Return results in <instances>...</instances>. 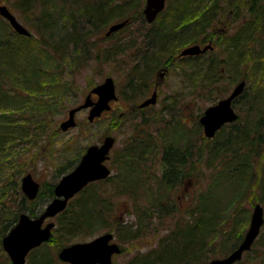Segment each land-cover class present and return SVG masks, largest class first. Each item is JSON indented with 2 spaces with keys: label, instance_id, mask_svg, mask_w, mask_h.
Returning a JSON list of instances; mask_svg holds the SVG:
<instances>
[{
  "label": "rangeland",
  "instance_id": "obj_1",
  "mask_svg": "<svg viewBox=\"0 0 264 264\" xmlns=\"http://www.w3.org/2000/svg\"><path fill=\"white\" fill-rule=\"evenodd\" d=\"M227 1H231L233 4H228ZM262 1H220L222 12L219 16L217 15L218 19L214 21L215 23L209 30L210 39L201 42L200 36L197 41L188 42L183 48L194 44H199L201 47L213 46V49L211 47L212 50L205 53L203 59L199 58L198 62L205 61L208 58V53L227 59L231 52L227 51L230 37L239 31L242 25L248 23L250 17L253 16L249 11H258ZM69 2L70 0H53V4L50 5H54V7L48 8V10H52L48 17H46L48 12L43 14V10H47L48 6H39L40 9L37 8L33 12L32 10L22 11L18 7L19 0H1L0 2L7 6L17 21L28 30L29 37H27L31 41L37 42L36 46L39 51H42L41 56L49 57L46 60L47 63L44 60L41 61V57L37 61L38 76L40 74L47 75V80L41 84L43 86L41 91H46L47 83L53 80H55L54 83H58V86L63 87L61 93L53 92L55 100L45 102V104L37 101L40 96L38 91L34 94L31 93V96H27L29 95L27 93L26 97L29 98L25 99L24 108L28 106L31 109H24L22 113L27 116L30 115L29 112H37L38 108L43 107L37 112L42 116L39 120L35 119V122L41 124V122L52 118L50 122H53L57 129L56 131L54 129L45 131L34 143L29 141V137L17 140V144L8 149V154L0 157V176L3 177L5 173L9 176L12 173L8 170L9 166L18 167L17 171L22 172L18 178L19 186L22 176L31 174L39 184L38 193H42V196L46 195L47 189L51 185H55L63 175L60 174V171L65 172L64 174L70 172L88 146L100 144L105 136L113 137L114 144L110 150V159L106 162V166L111 170L110 175L102 182L99 180L90 183L92 187L86 192L98 190V198L99 196L104 197L103 199L109 203L108 214L111 217L112 227L100 230L94 228L86 234L79 233L75 237L74 235L65 236L64 239L67 242H63L65 244L63 247L89 241L108 232L113 235V241L120 248V253L113 256V263L128 264L135 257L147 254L152 250H159L161 246L159 247L158 244H161L162 240L165 245L172 243L170 239L165 240L166 235H172L173 231L177 230V224L180 225L182 221L190 220L187 208L195 205L193 203L195 199L199 197V194L201 196L203 188L210 183V176L216 170L218 171L213 165L218 164L219 157L209 160V157L206 156L208 148L215 145L221 146L218 149L221 150L222 146L227 143L224 140L241 133L242 138L253 137L259 139L260 142L239 152L248 154L249 172H252V175H249L246 180L234 177L235 191L238 190L237 184L240 180L249 184L251 190L238 202L243 211L240 216L238 215V220L232 224L233 226L231 225L235 237L245 234L255 203H259L263 208L264 218V186H262L264 171L259 170V165L264 169V28L250 29V32L248 31L249 38L247 37L244 43L242 41L240 44L238 43L239 46H236L242 59L239 66L236 67L232 64L230 67H220L224 75L222 81L217 82L215 87L217 90L221 89L222 93L219 98H214L218 92L209 94L203 90L200 82L191 84L187 76L188 73H192L191 66L193 64L190 59L182 60L183 62L181 59L175 61L173 57H169L171 53L168 55L162 51L163 42L161 39L154 40L147 37L148 33L157 29L159 22L153 23L154 20L152 22L154 25L150 26L152 23L147 24L140 20L139 12L142 13L145 0L140 3L139 9L131 7L126 12H122L121 15L131 12L128 15L133 14L135 19L127 21L121 29L108 36L105 33L109 26L124 20L125 16H122V19H120L121 17L114 18L112 22H106L102 26L97 24V27L93 25L94 20L85 19L82 15L77 16L76 14L74 21H67L68 17L71 18L69 12L73 10L75 12L76 8V2L75 5L73 3L70 5ZM229 5H231L230 9H228ZM55 19H57V23ZM67 36L69 39L66 38ZM72 37L74 38L72 39ZM70 38L71 41H69ZM183 48H180L175 55L177 56ZM167 50L172 51V48ZM28 54L35 55L36 51L31 50ZM232 54L234 53L232 52ZM38 56L40 55L38 54ZM203 66L204 64L202 65L200 62L199 67ZM163 67L167 72L163 74V81L158 86V103L150 110L141 112L143 116L134 107L150 96L159 79L158 73ZM201 70L203 71V69ZM201 70L197 72L200 75L202 74ZM106 77H111L114 81L117 101L112 105L113 110L109 113L105 112L95 121L89 122L88 108L82 109L75 113V126L62 132L59 129V124L67 119L68 111L82 104L88 92L102 83ZM31 79L33 80L31 86L38 89L40 86L38 87L35 81L39 83V81H44L45 77L39 79L31 76ZM240 81L245 82L243 91L232 103L239 119L232 122L233 129L231 131L228 127L232 125L227 124L224 132L216 133L213 138H206L202 128L198 125V118L207 107L228 96ZM45 105H48L46 111ZM141 115L144 118L141 119ZM10 117L16 119L18 113L15 110L11 111ZM176 123L181 124L182 136H175L174 141L170 132L167 131L168 138L165 137L163 142L160 138L162 131L173 128ZM233 130H236L237 133ZM146 144L149 145L146 146ZM233 146H237V143ZM171 147L177 148L176 155L184 161V165L180 169L183 173L182 177H179L180 180L177 179V171L170 174V171L166 170V166L160 160V155L164 150H170L172 153ZM148 148L152 152L157 150L153 159L149 155ZM220 154L225 155L223 152ZM224 159L225 163L226 160L229 161L228 155L224 156ZM74 160L76 161L73 165ZM207 161L211 162L209 167L206 165ZM68 163H72L73 167L72 165L65 167L70 165ZM227 164L225 167V172L228 174L226 181L230 179V184H233L231 175L236 174V172L233 173V169L236 165L240 170L243 164L238 159L235 161L232 159V163ZM21 166H24V169H21ZM65 168L68 169L65 171ZM11 177L14 179L13 174ZM257 179L259 184H257ZM222 187L227 188V183L221 184L220 182L218 190L221 191ZM216 199L218 200V197ZM26 200L33 201L27 198ZM252 200L253 202H250ZM231 202L232 200L229 201L225 196L216 205L214 204L213 210L218 207L221 211L217 212L218 222L222 216L228 219L229 210L227 209ZM46 205L42 206V210ZM29 206L30 204L27 203V207ZM12 207L14 208V206ZM245 214L248 223L244 224L243 215ZM234 216L237 217L236 214ZM56 217L49 220L54 222V228L57 226ZM115 221H118L117 225H115ZM123 225L136 230L137 237L129 239L126 232L117 228V226L123 227ZM1 230L0 228V232ZM261 230L259 237L264 235V227H261ZM220 232L218 230L209 232L210 234L205 236V242L207 240L209 242L212 234L218 233L215 235L217 241L219 240L218 244L215 240L213 248H208L206 245L196 249L192 253L194 259L188 258L190 256L188 254L186 258H181L184 260H181L180 264H207L213 259L226 257L232 250H222L225 246L220 245ZM60 234L61 232L58 233V235ZM2 238L0 240L1 248ZM258 238L256 239L258 240ZM49 247L51 252L55 251L53 245ZM263 251L264 245L262 246L260 241L253 243L250 250L243 253L237 264H262ZM4 256L8 262L5 263L6 259L0 256V263L11 264L5 252Z\"/></svg>",
  "mask_w": 264,
  "mask_h": 264
},
{
  "label": "trees",
  "instance_id": "obj_2",
  "mask_svg": "<svg viewBox=\"0 0 264 264\" xmlns=\"http://www.w3.org/2000/svg\"><path fill=\"white\" fill-rule=\"evenodd\" d=\"M220 1L222 0H166L164 9L153 22H159L157 29L153 30L152 33H148L147 35L148 38L151 37L154 40L161 39V41L163 42V48H166H161L162 51L166 52V54L168 55L171 53L169 57H173L175 61H177V59H181V62H183L182 60L190 59L193 64V66H191L192 73H188L187 76L189 77L191 84H197L198 82H200L202 88H204L203 90H206L209 94H215V92H218L214 95V98H219L222 93L221 89L217 90V87H215V84L222 81L223 79L224 72H221L220 67H230L232 66V64L236 67L239 66L241 64L240 62H242V59L240 58L241 54L237 52L238 47L236 46H239L242 41L244 43L247 37L249 38L250 29L254 27H256L257 29L264 28L263 0L258 11H249V13L253 15L249 19L250 22L248 21L247 24L242 25L240 30L235 32L234 35L230 37L227 43V51L231 52L227 59H223L220 56L212 55L210 53H208V58L205 61L199 62V58L203 59V56H205L204 54L192 57H179L177 55V57L175 54H177L180 48H183L186 43H194L193 41H197L200 36L201 38L199 39L201 40V42L210 39L209 30L212 28L213 23H215L214 21L218 19L217 15L219 16V14L222 12ZM75 2V12L74 10L69 12L71 18L69 19L68 17L67 21H74V17L76 14L77 16L82 15L85 19L94 20L95 23H93V25L95 27L97 24H101L102 26L106 22L110 23L114 18L118 19L121 17L120 19H122V16H125V19L122 21L127 20L130 22L131 19H135L133 14L128 15L131 13L128 12L125 15H121L123 14L122 12H126L128 8L131 7H138L140 3L144 2V0H70L69 3L70 5H72V3L73 5H75ZM227 3L233 4V2L231 1H227ZM50 4H53V0H19L18 7L22 11L32 10L33 12H35L37 8L38 10L40 9L39 6H48L47 10H43V14L48 12L46 15V17H48L51 14L50 12L52 11L48 10V8L50 9L54 7V5ZM230 7L231 5H229L228 9H230ZM140 12V20L143 23H146L142 13ZM55 22L57 23V19H55ZM153 23L150 26L154 25ZM28 37L17 34L11 29L9 24L0 17V111H2L0 112V157L7 155L8 149L17 144V140L29 137V141L31 143H34V141H37L40 135L44 134L45 131H52L53 129L54 131H56L57 129L55 124L53 122H50L52 118L48 121L41 122V124H39V122H35V119L39 120V118L42 116L37 112L43 109V107L38 108L37 112H29L30 115L27 116L22 113V110L24 109H31L28 106L24 108V104L26 101L25 99L29 98L26 97L27 93L29 94L27 96H31V93L34 94L38 91L40 93V96L37 101L39 103L44 102L45 104V102H50L56 99L55 92L59 91L61 93V91H63V89H61L63 88L61 85L58 86V83L56 84L53 82L55 80L49 82L47 81V88L49 90L45 89L46 91H41L43 90V86H41V84H43L47 80V75L45 74V76H42V74H40V76H38L39 74L36 72L38 69H36L37 61L41 57L40 60H44L47 63L46 60H48L49 57H42V51H39L38 46H36L37 42L31 41V39H29ZM66 38L69 39V36H67ZM73 38L74 37H72V39ZM69 41H71V38ZM170 48H172V51L167 50ZM31 50L36 51V54L29 55L28 53ZM232 52L234 54H232ZM38 54L40 56H38ZM200 62L202 63V65L204 64L203 67H199ZM204 62L206 63V66ZM201 69H203V71ZM199 70L202 71L201 75L197 73ZM31 76L35 78L38 77L39 79L45 77L44 81H39V83L38 81H35V83L38 84L37 86H40V88L35 89L31 86V82L33 81L31 79ZM54 78L55 77L53 75V79ZM44 95L46 98L43 97ZM47 106L48 105H45V111L46 108H48ZM13 109L18 113V117L16 119H12V117H10V112L14 111ZM229 125H232L228 127L230 129L229 131H231L233 129V124ZM226 126L228 125L223 126L217 133L220 134L224 132V128ZM3 128H5V130H2ZM180 128L181 124L176 123L173 128L171 127L170 129L168 128L167 130L165 129L164 131H162V134H160V138L164 142V138L167 137V131H169L170 135L174 138L175 141V136H182ZM236 133L234 134V136L236 135ZM240 134L241 133H239L238 136L236 135L235 137H232L229 134L234 139L228 137L226 140H224L227 143L226 145L222 146L221 150H218L221 146L215 145L208 148L206 156L209 157V160H212V158L214 157H219L218 164L213 165V167L215 169H218V171H214L215 173L210 176V183L208 184V186H205L203 188V193L201 194V196L199 194V197L195 199V201L193 202L195 203V205H193L191 208H187V214L190 220L188 222L182 221L180 225L177 224V230H174L172 235H166L165 240L170 239L172 240V243L165 245L163 244L162 240L161 244H158L159 247L161 246L159 250L157 249L158 251L152 250L147 254L135 257L128 264H180L181 260H184L181 258H186L188 254H190L188 258L194 259V254L192 253L196 249L205 247L206 245L208 246V248H213L215 240L217 242L216 244H218L219 240L217 241V238L215 237V235H217L218 233L212 234L210 241L208 242L207 240L205 242V236L210 234L209 232H215L217 230L221 231L219 234L220 245L225 246L222 250L229 251L235 249L238 246L244 234H240L235 237V232H233L234 230H232L231 225L235 223L236 220H238V217L242 214L241 212L243 211L238 202H240V199H242L244 195H246L248 192L250 193L251 190L249 189V184H246V182L244 183V180H240L237 184L238 190L235 191L234 177L237 176L241 177V179L246 180L249 175H252V172H249L250 166L249 160L247 159L248 154L246 152H239L243 151L244 149H248V147H251V145L254 146L256 143H260L259 139L253 137L242 138ZM240 140L243 144L240 143ZM11 143L14 144L11 145ZM236 143L237 146H233V144ZM162 144L164 145V143ZM147 145L149 144H146V146ZM172 149L171 151L173 154L175 152H178L177 148L174 147ZM147 150L149 152L150 148H148ZM221 152H223V154L225 155H221ZM227 155L229 161L226 160L227 162L225 163L224 156L227 157ZM173 157L174 159L170 162L169 160L164 161L167 171H169L170 165V171H173L178 163H181L182 167L184 165V161L182 160V158L180 160L176 159L178 157L176 153L173 155ZM232 159L234 161L238 159L239 162H241V164L243 165L240 170H238V166L236 167L235 165L233 173L236 172V174L231 175L233 184H230V179L226 181V176H228V174L225 172V167H227V163H232ZM76 160L72 162L73 165L77 162ZM208 162L209 161L206 162L207 166L211 163ZM72 163H68L70 165H66L65 167L71 166ZM13 167H8V170L12 171L9 176L7 173H5L3 177L0 176V228L2 229L0 232V240L5 235V233H7L8 230L16 223L19 214H21L20 212H24L31 217H36L42 211V206L44 204L46 205L53 197L54 185H51L47 189L46 195L42 196V193H38L33 201L28 202L26 200V197L21 193L18 183L19 175H21L22 172L17 171L18 167H14V171ZM23 167L24 166H21V169H24ZM67 169L65 168L64 170L66 171ZM259 170L264 171V169L261 168V165H259ZM64 173L65 172L60 171V174L64 175ZM12 174L14 176V179H12L11 177ZM100 181L102 182L103 180ZM220 182L221 184L227 183V188L222 187V190L219 191L218 184ZM259 183L260 182L257 179V184ZM89 185L90 184H88L78 194H76V196H74L73 199L68 202L66 208L57 215V226L52 230L50 239L47 242L41 244L39 247L30 251L27 256L26 264H67L59 261L57 258L58 250L65 245L63 242H67L66 239H64L65 236L74 235L75 237L79 235V233L86 234L89 230H92L94 228H98L97 230H100L105 227H107L108 229L112 227V222H110L111 217L108 214L109 203L106 201V199H103L104 197L99 196L98 198V190H93L90 193H86L89 188L92 187V185ZM262 186H264V183L262 184ZM214 189L216 190V193ZM225 196L228 197L229 201L232 200V202L231 204H228V219H226L225 216H222L219 220V223L216 216L217 212L221 211H219L218 207H216L215 210H213V208L215 207L216 203L218 201L220 202V199L222 200ZM229 196L231 197L229 198ZM217 197L218 200L216 199ZM250 202H253V200ZM27 203L30 204L29 207H27ZM11 206H14V208H11ZM235 214L237 215V217L234 216ZM243 216L244 224L248 223L246 214ZM240 221L241 220L239 219V222ZM115 222V225H117L118 221ZM228 224L229 227L227 228ZM263 227L264 223L262 225V228ZM117 228H121L123 232H126L128 238L131 240L137 237L138 232L136 230H132L130 226L123 225V227L117 226ZM59 232H61L60 235H58ZM261 232L262 230L260 229V233ZM118 237L121 238V236ZM256 240L254 243L260 241L262 246L264 245V235H260L258 240ZM51 245L54 246V252L50 251L49 246ZM262 253L263 255H261V261L262 264H264V251ZM0 256L6 259L5 263L6 261L8 262V259L4 256L1 245ZM239 261L234 264L239 263Z\"/></svg>",
  "mask_w": 264,
  "mask_h": 264
},
{
  "label": "water",
  "instance_id": "obj_3",
  "mask_svg": "<svg viewBox=\"0 0 264 264\" xmlns=\"http://www.w3.org/2000/svg\"><path fill=\"white\" fill-rule=\"evenodd\" d=\"M165 2L166 0H145L142 13L147 24L155 20L157 15L164 9ZM0 17L7 21L17 34L22 36L29 35L28 30L17 21L7 6L1 3ZM126 22L127 20L110 25L105 35L108 36L118 31ZM208 48L209 45L203 48L198 45H191L183 48L179 56L198 55L205 52ZM244 84V81H240L228 96L204 110L199 118V123L203 127V133L206 138H213L222 126L237 120L238 115L234 111L232 103L242 93ZM93 94L97 96L95 101L91 98ZM155 97V93H153L150 98L140 104V107L154 104ZM112 100H117L114 81L111 77H106L102 83L88 92L82 104L68 111L67 119L60 122L59 129L64 132L74 127L75 113L85 108H90L87 118L89 122H92L103 111L110 109L109 102ZM113 144L114 138L105 136L100 144L88 146L77 165L70 172L63 175L55 184L53 188L54 198L47 203L39 215L31 217L26 213L19 214L16 223L8 230L1 241L2 248L11 264H25L30 251L50 239L54 222L47 220L61 213L66 208L69 200L89 183L104 180L110 175V170L105 165V161L108 159V153ZM20 190L28 200H33L38 194L39 184L33 179L31 174H25L20 180ZM263 223V208L257 203L252 208L248 228L238 246L226 257L213 259L207 264H234L239 261L243 253L250 250L259 235ZM35 224H39L38 229H30L28 227L21 229V225ZM97 240L103 243L99 247H92ZM113 240V235L106 232L89 241L77 242L62 247L57 253V258L67 264H114L112 256L119 254L120 248ZM72 249H78L79 251L72 252Z\"/></svg>",
  "mask_w": 264,
  "mask_h": 264
},
{
  "label": "flooded vegetation",
  "instance_id": "obj_4",
  "mask_svg": "<svg viewBox=\"0 0 264 264\" xmlns=\"http://www.w3.org/2000/svg\"><path fill=\"white\" fill-rule=\"evenodd\" d=\"M194 45H198V46H200L199 44H194ZM205 46H207V45H205ZM205 46H203V47H205ZM201 47V46H200ZM203 47H201V48H203ZM211 47H212V49H213V46H210L209 45V48L205 51V52H203V53H200V54H198V55H193V56H199V55H203V54H205L206 52H208V51H210V50H212L211 49ZM180 53V52H179ZM178 56H179V54H178ZM179 57H192V56H179ZM167 72V70H166V68L165 67H163L161 70H160V72L158 73V76H159V79L157 80V82L155 83V85H154V88H153V90L151 91V94H150V96L149 97H146L145 99H143L140 103H138L137 105H135V109L139 112V113H141V112H144V111H146V110H150L153 106H155L158 102V98H159V94H158V90H159V88H158V86L162 83V81H163V74L164 73H166ZM153 93H155V103L154 104H149V105H147V106H144V107H140V104H142L145 100H147L148 98H150L151 97V95L153 94ZM91 98H92V100L93 101H95L96 99H97V96L95 95V94H93L92 96H91ZM117 100H115V101H110L109 102V105H110V109L108 110V111H103L102 113H101V115H103V113H105V112H107V113H109L110 111H112L113 110V103L114 102H116ZM90 109V108H89ZM89 109H88V111H89ZM142 115H143V113H141ZM100 115V116H101ZM140 116L141 117V119L142 118H144L143 116ZM99 116V117H100ZM200 118V117H199ZM199 118H198V125H200V127L202 128V132H203V127H202V125L199 123ZM238 119V118H237ZM232 124V123H231ZM225 126V125H224ZM204 134V133H203ZM155 149H157V148H155ZM156 152H157V150L156 151H154V152H152V150L149 152V155L152 157V159L156 156ZM158 155V154H157ZM173 153H170V150H164L162 153H161V155H160V160H161V162H162V164H164V161H167V160H169V162L171 161V160H173L174 159V157H173ZM109 159H110V151H109V153H108V159L105 161V165H106V162H108L109 161ZM177 160H180L181 158H179V157H177L176 158ZM183 160V159H182ZM78 161H79V159H78ZM77 161V162H78ZM77 162H76V164H77ZM75 164V165H76ZM74 165V166H75ZM165 165V164H164ZM180 169H182V166H181V163H178L177 165H176V168H174V170L173 171H177V179H179V177H182V172L180 171ZM110 170V169H109ZM171 170V165H170V169H169V171ZM173 171H170V174H172V172ZM110 172H111V170H110ZM105 180V179H104ZM180 180V179H179ZM92 183V182H91ZM90 184V183H89ZM54 198V193H53V197L51 198V200ZM47 222V221H46ZM112 260H113V257H112Z\"/></svg>",
  "mask_w": 264,
  "mask_h": 264
},
{
  "label": "snow or ice",
  "instance_id": "obj_5",
  "mask_svg": "<svg viewBox=\"0 0 264 264\" xmlns=\"http://www.w3.org/2000/svg\"><path fill=\"white\" fill-rule=\"evenodd\" d=\"M25 227H28L30 229H38L39 228V224H35V225H21V229H24ZM19 231V229H18ZM103 242L102 241H99L97 240L96 244L95 245H92V247H99ZM79 251L78 249H72V252H77Z\"/></svg>",
  "mask_w": 264,
  "mask_h": 264
}]
</instances>
